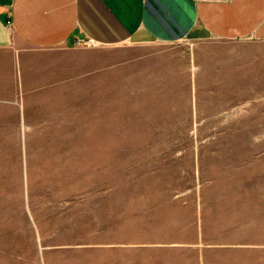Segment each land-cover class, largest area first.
<instances>
[{
  "label": "rangeland",
  "instance_id": "1",
  "mask_svg": "<svg viewBox=\"0 0 264 264\" xmlns=\"http://www.w3.org/2000/svg\"><path fill=\"white\" fill-rule=\"evenodd\" d=\"M263 64L256 41L54 50L70 145L46 162L0 124V264L39 236L54 264H264Z\"/></svg>",
  "mask_w": 264,
  "mask_h": 264
},
{
  "label": "crops",
  "instance_id": "2",
  "mask_svg": "<svg viewBox=\"0 0 264 264\" xmlns=\"http://www.w3.org/2000/svg\"><path fill=\"white\" fill-rule=\"evenodd\" d=\"M213 39L264 45V0H0L1 129L33 131L46 162H54V146L70 145L54 144V108L64 116L69 98L68 75L54 76V50L77 41L116 46ZM38 241L34 264H54V244ZM99 258L117 264L116 255L101 251Z\"/></svg>",
  "mask_w": 264,
  "mask_h": 264
},
{
  "label": "built area",
  "instance_id": "3",
  "mask_svg": "<svg viewBox=\"0 0 264 264\" xmlns=\"http://www.w3.org/2000/svg\"><path fill=\"white\" fill-rule=\"evenodd\" d=\"M76 44H79V45H80V44H81V45H82V44H91V42H82V41H77V42H76Z\"/></svg>",
  "mask_w": 264,
  "mask_h": 264
}]
</instances>
